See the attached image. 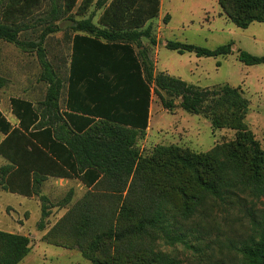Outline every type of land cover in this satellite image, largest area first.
<instances>
[{"label":"trees","instance_id":"trees-1","mask_svg":"<svg viewBox=\"0 0 264 264\" xmlns=\"http://www.w3.org/2000/svg\"><path fill=\"white\" fill-rule=\"evenodd\" d=\"M0 1L3 23L25 19L37 5V0ZM159 1L61 0L63 14L82 17L73 25L65 82L43 63V113L19 98L9 100L15 124L0 111V157L8 163L0 168L5 192L33 197L47 178L77 180L86 189L102 180L109 183L115 195L113 210L94 218L88 202L77 204L78 215L69 221L71 240L44 238L51 245L76 246L91 264H177L157 250L159 242L188 246L171 219L187 221L207 199L222 201L233 190L264 197V149L244 122L249 101L241 89L200 88L155 73L147 53L135 51L142 37L155 44L150 22L159 14ZM217 4L220 16L239 29L264 23V0ZM90 8L92 14L100 12L96 24L91 13L85 18ZM231 46L209 50L166 41L164 48L216 58L230 55ZM236 60L245 66L264 64V56L243 50L236 51ZM152 95L166 111L178 101L184 112L209 120L212 130H232L233 139L207 152L171 145L143 155L137 141L148 128ZM40 200L39 229L48 215L46 198ZM29 244L27 236L0 231V264H18ZM235 251L238 259L231 264H264V225Z\"/></svg>","mask_w":264,"mask_h":264},{"label":"rangeland","instance_id":"rangeland-1","mask_svg":"<svg viewBox=\"0 0 264 264\" xmlns=\"http://www.w3.org/2000/svg\"><path fill=\"white\" fill-rule=\"evenodd\" d=\"M3 5L0 1V111L15 124L9 104L11 98L30 101L38 114L43 113L41 103L47 88L39 80L43 63L65 82L71 37L75 33L73 25L82 17L63 14L61 0H37L28 17L3 23ZM161 6V17L150 22L149 36L155 44L148 37H142L135 51L147 53L154 71L155 68L166 71L188 84L200 88L239 87L249 101L244 122L264 149V64L245 66L236 60L237 50L264 56V23L239 29L220 16L217 0H162ZM92 12L90 8L85 18ZM99 13L92 14L94 24ZM166 41L209 50L231 43L232 53L225 57L198 58L193 53L178 54L164 48ZM60 105L63 108V101ZM175 105L172 111H166L152 95L148 128L145 136L137 141L143 155L155 147L171 145L195 153L207 152L233 139L232 130H212L205 117L184 112L177 106L178 101ZM50 122L54 124V119ZM2 138L0 134V141ZM7 164L0 157V168ZM40 196L46 198L48 215L39 229ZM114 196L106 180L86 189L77 180L47 178L38 195L28 198L7 193L0 186V231L29 238V252L18 264H91L76 246H55L44 238L70 241L69 221L75 213L78 215L74 207L88 202L94 218L99 212L107 215L116 206ZM171 220L172 228L184 237L188 246L159 242L157 250L177 264H231L238 259L235 248L264 225V197L256 199L250 192L233 190L222 201L207 199L187 221Z\"/></svg>","mask_w":264,"mask_h":264},{"label":"crops","instance_id":"crops-1","mask_svg":"<svg viewBox=\"0 0 264 264\" xmlns=\"http://www.w3.org/2000/svg\"><path fill=\"white\" fill-rule=\"evenodd\" d=\"M161 5H162V0L159 1V14H158V16H157L156 19H159L161 17V15H162V6ZM155 71H157V72H164V71H158L157 68H155ZM165 73H167V72L165 71ZM168 75H170V74H168ZM170 76H172V75H170ZM149 120H150V109H149ZM149 120H148V124H149Z\"/></svg>","mask_w":264,"mask_h":264}]
</instances>
